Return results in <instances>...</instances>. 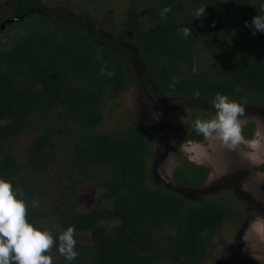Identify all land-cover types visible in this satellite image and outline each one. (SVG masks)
<instances>
[{"label":"trees","instance_id":"trees-1","mask_svg":"<svg viewBox=\"0 0 264 264\" xmlns=\"http://www.w3.org/2000/svg\"><path fill=\"white\" fill-rule=\"evenodd\" d=\"M43 2L14 0L8 15L22 18L15 21L12 44L0 46V176L26 199L39 201L28 219L55 235L75 226L79 255L72 264H205L216 255H231L226 264H264L236 254L220 236L245 216L231 192L196 201L153 185L152 133L135 124L118 133L100 128L106 101L120 98L131 84L126 66L136 59L160 94L193 97L201 105L185 128L189 140L205 139L193 123L214 116L216 93L264 109V32L253 35L246 26L264 14V0H129L120 39H99L83 16ZM165 6L172 11L162 18ZM201 7L204 14L197 18ZM182 26L191 27L190 37L183 36ZM106 63L111 78L102 74ZM31 131L22 161L18 145ZM243 133L252 136L244 128ZM57 165L63 179L51 171ZM209 174L204 165L184 159L174 178L197 188ZM86 182L102 192L90 209L81 210L74 197ZM91 232L99 240L87 243ZM217 238L225 251H219ZM57 245L50 250L53 264H67Z\"/></svg>","mask_w":264,"mask_h":264},{"label":"rangeland","instance_id":"rangeland-1","mask_svg":"<svg viewBox=\"0 0 264 264\" xmlns=\"http://www.w3.org/2000/svg\"><path fill=\"white\" fill-rule=\"evenodd\" d=\"M14 0H0V24L10 18L8 11ZM129 0H44L43 6L62 9L69 13L83 16L88 29L99 39L106 36L120 39L121 22L125 17ZM10 14V13H9ZM12 18V17H11ZM148 19V16H144ZM6 30L0 33L1 47L12 44L11 37L15 33V22L9 23ZM131 51L138 48L129 42ZM135 55V56H136ZM131 84L122 93L120 98L108 99L105 103V119L102 130L113 133L122 132L128 125H138L152 132L154 156L149 161L150 183L153 185H177L173 170L184 159L204 165L209 169L210 177L201 190L193 192L186 198L196 200L231 192L237 203L244 208L245 223L238 229L235 225L227 224L221 237L228 241L233 252H241L264 260V239H261L253 230V223L257 219H264V109L256 107L249 100L241 103L245 107V115L241 117L242 127L247 122L257 124L254 129L261 136L258 148H252L247 143H241L233 150L223 146L218 140L189 141L184 139V125L188 122L190 112L200 109L201 105L196 98L182 99L179 97H165L160 95L155 82L149 76L146 67L137 62L127 64ZM188 70V67H184ZM139 75V78H138ZM158 106V107H156ZM192 106H195L194 109ZM161 107V110L159 109ZM154 119L155 125L150 129L149 120ZM250 129V128H249ZM35 131H31L20 139L18 158L25 160L27 146L32 141ZM198 144L197 154L187 151L190 144ZM60 166H52L51 171L58 178L63 179ZM102 188L95 182H86L80 189L77 198L81 210L91 208L101 196ZM66 193H61L65 197ZM106 205H112L107 200ZM103 224L113 226L117 222L105 221ZM85 242L99 240L95 232L86 233ZM219 251L226 247L217 238ZM223 256L216 255L208 258L206 264H222Z\"/></svg>","mask_w":264,"mask_h":264},{"label":"clouds","instance_id":"clouds-1","mask_svg":"<svg viewBox=\"0 0 264 264\" xmlns=\"http://www.w3.org/2000/svg\"><path fill=\"white\" fill-rule=\"evenodd\" d=\"M205 7L195 10L194 15L200 18L204 14ZM172 11L171 6H165L161 17H166ZM246 26L255 35L257 31L264 32V14L254 16ZM180 31L185 38L192 35L190 26H182ZM107 63L102 68V74L111 78L114 73L107 70ZM174 86L170 85V87ZM194 95L199 96L196 92ZM215 115L208 119L197 118L193 123L194 131L202 135L205 140H218L229 150L241 143H247L252 148H258L261 136L256 133L253 140L246 141L243 136L241 117L245 115V107L226 94L216 93L211 101ZM200 145L190 144L187 151L197 154ZM39 201L25 198L23 192L16 188L13 181L0 176V264H53L54 256L51 249L57 245L58 252L67 261V264L78 257L76 249V228L68 226L58 235L54 229L38 226L28 219L29 208H38ZM256 234L264 239V219H257L253 225Z\"/></svg>","mask_w":264,"mask_h":264},{"label":"flooded vegetation","instance_id":"flooded-vegetation-1","mask_svg":"<svg viewBox=\"0 0 264 264\" xmlns=\"http://www.w3.org/2000/svg\"><path fill=\"white\" fill-rule=\"evenodd\" d=\"M3 22V21H2ZM161 96H163L162 94H160ZM163 97H165V99L166 98H168V96H163ZM156 107H158V106H156ZM194 107L195 106H192V108L194 109ZM259 108V107H258ZM159 109L161 110V107H159ZM260 109H262V108H260ZM192 114H193V111L192 112H190V117H189V120H188V122L184 125V129H183V131L185 132V128H186V126L189 124V122H190V119H191V117H192ZM264 114V113H263ZM214 115H215V113H214ZM149 121V125H150V129H152V127L155 125V120L152 118V119H148ZM256 126H257V124L256 125H254L253 124V122H247V123H245L244 125H243V127L242 128H244V130L246 131V133H251L252 134V136H246V134H244V133H242L243 134V136L246 138V139H252L253 138V136H254V134H255V132H254V129L256 128ZM250 128V129H249ZM148 130H149V128H148ZM150 131V130H149ZM151 132V131H150ZM151 133H153V129H152V132ZM184 135V134H183ZM184 139H187V138H185V136H184ZM187 140H189V139H187ZM190 141V140H189ZM191 141H193V140H191ZM154 151L156 152V150L154 149ZM181 163V162H180ZM179 163V164H180ZM178 164V165H179ZM178 165L176 166V167H174V170H173V175L175 176V171H176V168L178 167ZM209 177H210V175H209ZM209 177H208V179H209ZM208 179H207V181H208ZM206 181V182H207ZM82 188V187H81ZM64 193H66V195H68L69 194V191H67V192H64ZM79 193H80V190L78 191V193H77V195L74 197V200H76V202H77V198H78V195H79ZM264 195V194H263ZM78 204V203H77ZM90 209V208H89ZM243 211H244V213H247V211L243 208ZM246 215V214H245ZM245 216H244V218L242 219V223H241V225L239 226V227H237L238 229H241V227L244 225V223H245ZM236 254H238V253H241V252H235ZM227 256H225V257H223V258H226ZM255 259H258V260H260V261H263L264 262V260L263 259H260V258H255ZM206 264V263H205Z\"/></svg>","mask_w":264,"mask_h":264},{"label":"water","instance_id":"water-1","mask_svg":"<svg viewBox=\"0 0 264 264\" xmlns=\"http://www.w3.org/2000/svg\"><path fill=\"white\" fill-rule=\"evenodd\" d=\"M20 18H22V17L16 16V17H13V18L6 19L5 21H3L0 24V29H4L7 26V24H9L11 22H15L17 19H20ZM165 186L168 187V188H171V189H174V190L178 191L179 193H181L185 197L191 196L190 195L191 193L197 192V191L201 190L202 187H203V186L197 187V188H194V187H184V186H180L178 184L177 185H168V186L165 185ZM199 200H202V199H199ZM230 256L231 255H229L226 258H224L222 264H226V262H227V260L229 259Z\"/></svg>","mask_w":264,"mask_h":264}]
</instances>
